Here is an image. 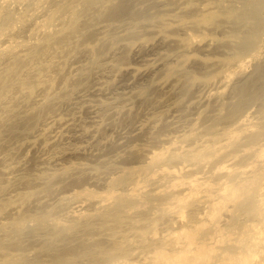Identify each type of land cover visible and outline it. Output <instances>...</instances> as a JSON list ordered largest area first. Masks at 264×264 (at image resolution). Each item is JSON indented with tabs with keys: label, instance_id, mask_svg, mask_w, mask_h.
<instances>
[{
	"label": "rangeland",
	"instance_id": "obj_1",
	"mask_svg": "<svg viewBox=\"0 0 264 264\" xmlns=\"http://www.w3.org/2000/svg\"><path fill=\"white\" fill-rule=\"evenodd\" d=\"M2 1L6 0H0L1 6L2 4H6L4 5L5 7L0 6L1 18L6 11L13 7L14 8L12 10L10 9V11L13 12L14 15L17 13L15 15L17 17V15L19 16V12H25L26 9L22 7L24 3L28 4L27 1H29V3L31 1L32 3V0H25L24 3L19 1L18 5V2L15 3L12 0L14 2V4L12 2V7L9 6V4L11 5V1L10 3H8L9 0L4 3ZM48 1L50 0H44L45 3ZM59 1L57 0L56 2L60 3L62 0ZM73 1L77 0H63L61 3L68 2V4H70ZM114 1L116 3L118 0ZM249 1L250 0H132L135 10L145 11V18L97 19L89 24L91 25L90 27H85L81 29L80 32L76 33L73 38H71L70 43L67 41L58 43L54 48L47 49L40 57L29 60L26 55L29 50H31L30 47L33 46L29 41L32 42V38L35 37L36 41H39L40 38L44 36L40 31H36L32 35V31L34 32L35 29L33 28H36V25L40 22V16L42 19V17L44 18L45 15H47L48 8L46 7L49 5L46 3V7L41 6V9L46 8L43 10L46 14L45 12L43 13L41 9L39 10L41 13L37 11L38 14L33 11L36 17L40 13L39 19L38 17H35V19L31 18L35 23L31 21V19L29 20L33 22L31 23L32 25H29V20H26V22L22 24L18 23L19 25H17L20 26L21 24V27L16 26L17 28L14 27V29L8 30L9 32H5L3 34L4 36L2 35V37H0L1 48L11 43L19 42V40L20 42L26 41L24 43L29 42V49L17 48L14 50L13 54L20 55L21 59L26 61L22 65L20 76L22 78H30L28 82L32 86L39 84L37 83V79L34 78L36 75L31 77L37 68H44V65L48 64L49 61L57 63L58 67H62V70L53 68H47L46 70V68H44V73L42 75H37L44 83L38 86L39 91L35 93L33 97V105H28V98L25 91L17 87L0 98V107L8 106L14 108L16 111L20 110L18 114L20 118L26 117L34 110L44 106L43 104L48 101V98L54 99L52 101L53 108L49 113L50 115L42 116L29 131L20 130L13 138L10 137L9 133H4L3 139L0 142V190L4 191V189H6L4 194L0 193V197L1 199L11 197L12 200H15L14 207L0 211V225L4 224L6 227H12L14 222H18L22 219V221L24 220L25 227L18 235H15L13 240L27 234V236L23 238L22 248L8 250L6 254H0V264H10L9 260L14 257V255L18 254L17 252H22L28 261H40L43 264H52L54 256L60 253L64 246L56 240L49 239V234L44 232V230H38L35 235H31V230L36 227L34 223L32 224L31 219L39 215H47L51 219L58 220L64 224H80L73 232L74 239L67 244V246L72 245V247H74L75 245L76 247H82V252L79 253L81 256L79 264H108V259L110 257H113V260H118L117 262H122L123 264H147L150 263L151 258L150 264H152L154 261V259H152L154 258V252L161 251L164 254H168L171 258L179 257L181 255L178 254L177 251L182 249L181 247H183V251L180 250V252L182 254L184 252V258H194L197 249L198 251L196 252L198 254L200 253V256L202 254L201 258L196 253V256L200 258L197 259L201 261L197 260L195 256V260L191 259V261L188 259V264H264V180L260 179L259 182L261 183H256L257 187H259L258 184H261V187L257 189L259 193L256 190L258 194L256 193L255 197L257 195L258 197L255 199L258 201L255 200V203H257L256 205L259 204V207H257L258 209L261 207L260 209L262 210H257L258 214L256 212L255 216L239 210L238 202H242L244 198L243 195H241L238 201L236 200V203L233 202L234 197L231 200L227 199L229 203L224 199V195H226L224 191L227 189V191H229L230 188L232 189L234 186L233 184H235V189L237 188L236 186L245 188L244 186L253 183L251 182L252 180L250 181L251 178H254L252 177L253 174H255L257 180V176L261 174L259 177L261 178L262 173H264V154L261 158H256V155H259L258 151L261 153L264 149V85L257 86L253 84V82L251 83L255 75L258 74L257 71H261V69L258 70L257 68L260 67L263 69L264 66V27L259 31L258 40L253 48L240 50L237 46L239 39L237 36L240 37L248 34L247 26L243 27L239 25L237 23L238 21L232 23L221 22L216 29L203 30L193 27L190 19L183 17L185 7L187 10L188 8L194 7V11L196 10L197 13H199L205 8L216 10L219 7L218 4L223 3V5L233 9L244 10L248 7ZM260 2L264 4V0H260ZM16 4L18 8H15ZM49 4L51 5L50 2ZM187 5L190 7H187ZM220 6L222 5L220 4ZM20 7H22L23 10ZM30 9L31 6L27 9V12ZM13 10H16L15 13ZM18 10L19 12H17ZM30 11L28 14H30ZM161 16L163 20L159 19ZM262 16L264 18V13ZM30 17L31 14L29 18ZM83 20L84 19L81 18L79 22ZM65 21L66 20L58 21V28L63 27ZM239 21L241 20L239 19ZM27 24L28 28L34 27L32 28L33 30L29 29L31 34L26 36V34L30 33L26 27ZM22 25L24 29L25 27L27 29L22 31L23 34L27 31L24 35L22 34L23 36L20 35V30H24ZM24 25L26 26L24 27ZM18 28L21 29L19 30ZM15 30L17 31L15 32ZM203 31H205L209 39L214 40L212 42L217 45L216 48L214 44H211V46L213 45L214 47L212 46V48H210V45L203 46L202 43L199 47L194 46L190 51L188 50L185 52V50L183 51L173 45H167L161 42L162 35H164L163 33L184 37L188 34L200 35ZM91 33L94 34L93 37L88 42H82L84 36H88L87 34ZM31 35L35 36L32 37ZM29 36H31V40ZM227 36H230V42L229 45H224L221 40H224V38L227 39ZM23 37H25L24 40L21 39ZM144 38H151V41L146 42ZM77 42H82L79 47L74 45ZM142 43H146L147 45L144 46ZM90 45L96 47L94 54L86 48L87 46L90 47ZM61 48L63 53L60 52ZM70 48H72V51L70 54L66 55L64 52ZM181 52L182 54L187 53L188 56H192L193 58H190L186 63H181ZM56 53L65 56L60 57ZM253 54L256 56L254 57ZM162 55H164V58H162ZM225 57H233L236 58L237 61H242L239 63L237 61L226 63ZM162 59L164 62L161 61ZM197 59L206 60L207 63L203 65L200 63L201 61L195 62ZM10 60H12L10 56L8 57L4 53H0V75ZM240 63L245 69L238 72L237 66ZM164 65H174L178 68L177 73L167 80L166 85H162ZM226 72L230 75H234H231L229 78L230 82L226 76L223 77V74H226ZM64 76L69 78L70 82L69 80L64 82ZM221 76L224 79L221 78ZM227 80L230 84H226ZM232 80L234 81L231 82ZM224 82L225 86H223ZM241 86H249L252 92L250 97L244 98L243 94L239 91ZM202 87L205 90H201L203 89ZM182 89L185 90V94H182ZM216 90H218V92L222 90L219 93H223H217L219 97L217 95H213L212 98L211 95L210 97L208 96L212 93L216 94ZM201 91L209 92H204V94H202ZM205 93L208 94L205 95ZM203 95L205 97L208 96L207 98L209 99L207 100ZM195 97L198 98L196 99ZM199 99H201V103ZM192 102H194L195 105L192 106ZM240 102H242L240 104V112L236 116V119L242 116L244 117L248 115V113L251 115V119L253 120H251V122L255 129L252 128V130L258 133L260 132L261 134L263 133L258 138L260 140L257 139L259 142L263 141L261 143L263 147H260L261 144H259V142L256 143L257 141L253 140L252 143L250 136L244 137L245 134H249V132H245L243 133L244 135L238 139L239 143L244 144V146L240 145L241 147H236V149L239 150H236L238 152L235 151V146L227 150L231 153H233L232 151L237 153V155L233 153L235 158L230 152L226 154L227 157L222 153L224 151L221 153L219 152V156L217 155L215 158H211L209 162L207 160L208 163H204L206 166L200 165V167L196 165L199 167L194 168V165H192L194 169L191 170H195L193 173L191 170H187L190 166H185L181 162L179 164L176 162V166H172L175 170L172 175L164 180L162 179L163 181L161 179V181H159L162 182L163 185L165 183V186L159 187L161 184L157 186H155L157 183L154 184V186L157 187L156 189H161H159L160 191L156 190V192H154L155 187L152 186L153 184H150L148 189V185H146V193L152 190L149 192L150 194H147L148 196L143 193L139 194L138 191H142L141 188L146 184L149 178L155 177L154 179H156L164 174L163 171H160V167L150 163V156L153 151L156 152L158 150L160 151L163 147H170L171 139L180 140L181 137L186 134L184 130L190 133L189 128L191 129L194 124L198 123L197 125L199 126H195L196 128L199 127L200 129H197L200 131H202V128L206 130L204 129L206 125L210 127L209 124L212 121L214 122L219 112H222L220 114L229 113ZM212 110L215 113L218 111V115L213 114L214 112ZM200 111L202 112L201 114L205 113L206 116H202L199 113ZM14 119L17 118L14 117ZM174 122L178 124L175 123L176 125L174 124L173 126ZM233 122L234 121H232L233 125L231 124V126L229 125L231 122L226 123L232 127L234 126ZM192 123L194 124L191 125ZM222 123L223 124L216 125L217 128L219 127V132L228 128L227 125H225L226 127L221 126L224 125V122ZM175 127H179V129L176 130ZM199 130L198 134L200 133V136L202 132H199ZM180 134H182L181 137ZM176 135L177 137H175ZM203 136H205L204 131L201 137ZM205 137L203 140H205ZM207 137L210 136L208 135ZM247 141L252 143L253 146L257 144L260 146L257 145L252 147ZM30 142H35V144L32 145ZM185 142H183V144ZM254 142L256 143L255 145ZM168 143L169 145H167ZM188 143L189 141L187 142V147H192L196 142H191V144ZM201 143L203 144V142ZM179 144L180 143H178V145ZM183 144L181 143L180 145ZM201 145L200 143H198V145L196 143L195 147L198 146L200 148ZM256 148L260 149L257 151ZM174 149L179 153V150L176 148H173V150L171 149V151L174 152ZM246 149H248V151ZM254 150L258 153L256 154ZM171 151L168 152L171 154ZM168 152L167 156H170ZM253 153L256 154V160H254L255 158L253 159ZM222 155H224L223 158H226V160L222 158L223 161L222 159L220 161V156L222 157ZM134 156H137L138 160L134 159ZM228 157H232V159L230 158L229 161H227ZM131 158H133V161ZM217 159H219L218 162L216 161ZM173 160L176 161V159ZM230 160L234 161H232V165L230 164ZM239 160H241L242 163L244 162V164ZM252 160L255 161V164L252 163ZM257 160H259V162H257ZM261 160L263 162L260 163ZM169 161L167 163L171 165ZM219 161L222 162L220 166L223 165L225 161L228 162L225 164L228 167L230 164V169H228L231 170L232 176L230 172L226 173L222 171L221 173L219 171ZM236 162L237 167L238 165L239 167L241 166L240 168L243 170L245 169L246 173L239 175L236 170H239V173L243 170H240L239 167L237 169L236 166L235 168H231L232 166L234 167ZM172 164H174V162H172ZM166 165L167 167L170 166L168 164ZM162 166L163 169L166 170L164 168L166 167L165 164ZM130 168L136 169L134 174L128 175L123 182H117L118 178L125 175L126 169ZM168 168L171 170L170 167ZM168 168L167 170H169ZM11 169L13 170L11 175H6L4 173L5 170L7 172L10 170L11 172ZM228 169L227 171H229ZM232 169H235L239 176H236L237 174L233 173L234 170L232 171ZM198 170L199 172L196 174L195 172ZM190 172L192 173L191 175H189ZM223 172L226 173L225 176ZM232 173L234 175L236 174L235 179H233L234 175ZM219 175L221 177L218 178ZM195 178L201 179L197 184L199 186H204H201L203 189L200 187V189H197V184V186L194 184L196 188L190 186L191 183L189 182ZM220 178H222V181ZM262 178L264 179V177ZM185 179L188 180L185 181ZM214 179L217 180V183L220 181L219 185H217L216 182H212L215 181ZM231 180L232 183L230 182ZM248 180L251 183H248ZM207 182L208 185H211H206L205 187L204 183L207 184ZM221 183H226L225 185L230 188H226V186ZM150 186H152V189ZM218 187L220 189L223 188L224 191H221ZM85 189L92 192L94 191L100 195H105L108 192L120 194L119 197L121 199H125L124 197L134 194V199H136L137 202L135 201L136 204L134 208L129 210V213H125L126 211H119L115 208L118 200H115L117 202H114V200L110 201L106 209L104 207L100 208V206H104L105 203L100 201V199L97 200L100 202L88 198L87 200L86 198H76L77 200L71 198V201L62 200L64 196H70L76 191ZM135 189L140 190L136 192ZM193 189L195 193L193 191L191 192ZM195 189L199 190L197 194H200L198 198H202V203L198 204V201L190 203L192 201L191 198L197 197V190L195 191ZM218 190L220 191L218 192ZM201 191L203 195L200 193ZM154 193H157L156 195L158 197L156 195V197H153ZM220 194H222L223 197ZM205 195H207V197L212 196L209 197L213 198L212 201L210 199V202H214L209 204V198H206ZM219 196H221L220 198H222V200L224 199L222 203L226 201V206H222L223 204H221L222 207H220V204H216L219 201L221 203V199H218ZM174 197L176 200H179V204ZM178 197L181 200L184 199V202ZM214 198L216 199L214 200ZM73 199L75 200L73 201ZM203 199L207 200L208 203ZM217 199L218 202H216ZM61 201H63V203H61ZM169 203L175 205L174 209L171 206V211L174 212L175 210L176 214L172 213V215H170L171 211L169 210L168 212L166 209L170 206ZM204 203L206 205H204ZM150 207L154 210H152V208L149 209ZM223 207L225 208L223 209ZM160 208H164L166 211L163 209L159 210ZM169 208L170 207H168V209ZM200 208H204L205 210H200ZM215 209L220 213L217 214L216 211H213ZM178 210L180 211L179 216H183V218H179V213H177ZM190 210L194 211V213L199 211L200 213L197 212L199 216H202L201 211H203V213H205L203 214L204 217H199L196 214V219H194L195 217L189 218L188 215ZM192 211L190 212L192 213L191 216H194ZM207 211L216 213L217 215L212 212L213 216H217V218L214 217L216 220L213 218L211 219ZM145 212H147L148 215L147 213L145 214ZM100 213L105 214V216L99 217ZM116 215L121 216L124 220L123 223L119 224L120 226H118L115 221ZM165 216H170L166 219H168V221L172 220L173 222H167ZM208 216L210 218H208ZM171 217L177 222H175L173 218L171 219ZM197 217L200 218V221L204 220L201 218L206 217L207 219L205 218V220L207 223L203 221H201L203 222L201 223L198 221ZM189 219L195 220V222L193 221L195 224L199 222L196 225L199 226L197 229L202 228L200 229L201 231L195 229L197 227L195 225L190 226L192 221ZM104 220L107 221L105 222ZM207 220L210 222L215 221L214 226L213 222L210 223ZM193 222L192 224H194ZM133 223L135 226H132ZM205 226H209V229L211 228L210 232L213 231V229L217 231V234H215V231L214 233H210H213L212 236H215L214 238H211V235H209L210 237H207V240L206 238L205 240L199 239V233L197 234L194 230L203 233V231L205 232L206 229H208V227L206 228ZM186 227H188V230L185 229ZM192 227L194 230L189 231ZM139 230L146 233L142 239H140L138 235L135 236V231ZM181 230L182 232H179ZM186 231H189V234L192 232L193 235L196 236V239L192 242L193 244L188 243L189 237L186 236V234H188ZM225 231H227V234L224 233ZM185 232L186 234L184 235ZM172 233H174V235ZM170 234L173 236L171 235V238H167H169V240L173 238L170 243H172V245L175 244L173 245L174 247L172 245H165L168 242V239L165 238ZM197 235L200 243L199 240L196 241ZM0 236H2V234ZM181 236L182 238H180ZM186 237H188V242L183 241ZM126 238H128L129 242L132 244H129L130 248L128 253L130 254L114 258V256L117 255L116 250L113 249L114 244L116 242H123ZM156 239L159 241L158 243H155ZM162 240L166 242L164 243ZM202 240H204L203 243H201ZM205 241L206 243L204 244ZM182 242L186 245L182 244ZM186 242L193 246L194 244L196 245L192 247ZM137 244L140 246L139 249H141V251L137 249L138 247L134 250ZM142 247L144 251H142ZM188 247L190 251L191 249H196L191 253L189 250L185 249ZM40 249H42V251H40ZM184 249L187 251H184ZM233 250L234 254H232ZM103 251L112 253L108 259L103 260L104 263L97 262L92 258L94 254H101ZM132 251L134 252L133 255ZM172 251L176 252L174 254L175 256L172 255ZM220 251H223V254L226 253V255L223 256L221 254L224 259H227L226 257L232 254L229 256L231 259L224 260L221 258L219 253L222 252ZM235 253L238 254L235 255ZM176 254H178V256ZM211 254L213 256L219 254V256H217L219 259L217 257H214L215 259L212 258V256H209ZM183 255L181 257H183ZM188 255L193 256L189 257ZM65 256L73 257L69 254ZM209 257L214 260L212 261ZM203 258L206 260H203ZM208 258L210 260H208ZM3 259L7 260V262L5 261L2 263L1 260ZM196 260L199 262L197 263ZM155 262L157 263L153 264H158V262L161 263L160 260ZM167 263L165 262V264ZM161 264L164 263L162 262Z\"/></svg>",
	"mask_w": 264,
	"mask_h": 264
},
{
	"label": "bare ground",
	"instance_id": "obj_2",
	"mask_svg": "<svg viewBox=\"0 0 264 264\" xmlns=\"http://www.w3.org/2000/svg\"><path fill=\"white\" fill-rule=\"evenodd\" d=\"M10 1H11V5L9 4V6H12L13 7V5H12V2L14 1L15 3L16 2H18V5H19V1L20 2H25V0H9V2H8V0H6V1H2L3 3L4 2H8V3H10ZM57 0H50V1H48V2H46V3H48L47 5H49L48 7H46L47 5H46V3L44 2V0H32V3H31V1H30V3H29V1H27L28 2V4H30L29 6H27L28 4L27 3H24V6H22V7H24V9H26L25 10V12H19V10L17 11V12H19V16L17 15V17L15 16L17 13H15V11H14V13H15V15L13 14V12H11L10 11V7L9 6H7L8 8H10L8 11H6L5 12V14H4V16L1 18V15H0V18H1V20H0V37H2V35L5 33V32H9L8 30H12V29H14V27H21V24L22 23H25L26 22V20H29V19H35V17H36V15H35V13L34 12H36V14H38V12L37 11H39L40 9H41V6H44V7H46V8H48V10H47V15H45V17L43 18L42 17V19H41V16H40V22L36 25V28H33V29H35L34 30V32L32 31V35H33V33H35L36 31H40V32H42L43 34H44V36H43V38H40V40L39 41H36V37L35 38H32V42L31 41H29L30 43H32L33 44V46H31L30 47V49L31 50H29V52L27 53V57L29 58V60L30 59H36V58H38V57H40L45 51H47V49H51V48H54V46H56L58 43H61V42H64V41H67V42H69L70 43V41H71V38H73V36L76 34V33H78V32H80L81 31V29H83V28H87V27H90L91 25H89L90 23H92L93 21H95V20H97V19H103V20H113V19H117V18H131V19H137V18H145L146 17V13H145V11H139V10H135L134 9V6H133V3H132V0H118V1H116V3H115V1L114 0H77V1H73L72 3H70V4H68V2H63V3H61L59 0V2L60 3H58V2H56ZM67 1V0H66ZM70 1V0H69ZM14 2H13V4H14ZM49 2L51 3V5L49 4ZM192 2V1H191ZM6 4V3H5ZM4 4V5H5ZM43 4H45V5H43ZM190 4V3H189ZM220 4L222 5V6H220ZM3 4H2V6L1 7H5ZM23 5V4H22ZM25 5H26V8H25ZM192 5V4H191ZM219 5V7L216 9V10H209V9H203L201 12H199V13H197V11L195 12L194 11V9L193 8H188V10H187V8L185 7V10L183 11V17L184 18H189L190 19V22H191V25L193 26V27H196V28H199V29H216V28H218L219 27V24L221 23V22H228V23H232V22H237L239 25H242L243 27H248L247 28V33L248 34H246V35H244V36H237V38H239L238 39V49H240V50H246V49H249V48H253L254 46H255V43H256V41L258 40V37H259V31L260 30H262V27H264V18H263V16H262V14L264 13V4L263 3H261L260 2V0H250L249 1V4H248V7L247 8H245L244 10H236V9H233V8H231V7H229V6H225V5H223V3H219L218 4ZM17 6V4L15 5V8H18V7H16ZM20 6H21V4H20ZM30 6H31V9L30 10H32V11H30V14H31V17L29 18V16H30V14H28V12H27V9H29L30 8ZM189 5H187V7H188ZM194 6V5H193ZM224 6V7H223ZM22 7H20V8H22ZM27 7H29V8H27ZM190 7V6H189ZM7 8V9H8ZM14 8V7H13ZM12 8V9H13ZM43 8V7H42ZM46 8H43V9H41V11L43 12V10H45ZM11 9V10H12ZM6 10V9H5ZM21 10V9H20ZM22 10H23V8H22ZM34 11V12H33ZM41 11H39L40 13H41ZM45 12V11H44ZM43 12V13H44ZM20 13H21V15H20ZM23 13V14H22ZM40 13H39V15H40ZM1 14V13H0ZM45 14H46V12H45ZM33 15H35V16H33ZM39 15L37 16L38 17V19H39ZM36 17V18H37ZM84 19L83 21H80L79 22V20L80 19ZM31 19V21H34V20H32ZM159 19L160 20H163V17L161 16V17H159ZM182 19V18H181ZM239 19L241 20V21H239ZM64 21V20H66L65 21V25L63 26V27H61V28H58V26H57V23H58V21ZM30 20L28 21L30 24L29 25H32L31 23H33V22H31ZM36 21H37V19H36ZM18 23H21L20 24V26H18L19 24ZM34 23H35V21H34ZM18 24V25H17ZM26 25H24V27H25ZM16 27V28H17ZM27 29H28V31H30L29 29H32V28H28V24H27ZM26 27H25V29H26ZM15 28V29H16ZM22 28H23V25H22ZM19 29V28H18ZM21 29V28H20ZM19 29V30H20ZM24 29V28H23ZM25 29L24 30H20L21 32V34L20 35H22L23 33H22V31H25ZM26 29V30H27ZM32 29V30H33ZM18 30V31H19ZM14 31V30H13ZM17 30H15V32H16ZM12 32V31H11ZM18 33V32H17ZM25 33H27V31L25 32ZM24 33V34H25ZM23 34V35H24ZM31 34V31H30V33L29 34H26V36L27 35H30ZM37 34V33H36ZM35 34V35H36ZM164 35H162V40H161V42L162 43H165V44H167V45H173V46H175L176 48H178V49H182L183 51L185 50V52H187L188 50L190 51L194 46L196 47H199L202 43V45L203 46H208V45H210L211 46V44H214L212 41H214L213 39H209L207 36V34H205V31H203V33L202 34H200V35H194V34H188V35H186V36H174V35H170V34H166V33H163ZM22 35V36H23ZM31 35V36H32ZM34 35V36H35ZM88 36H84V40L82 41V42H88L92 37H93V33H91V34H87ZM4 36V35H3ZM25 36V37H26ZM31 36H29L30 38V40H31ZM34 36H32V37H34ZM57 36H59V37H57ZM224 36H226V35H224ZM25 37H23V38H21L22 40H24V38ZM145 39V41L146 42H148V41H151V38H144ZM27 40V39H26ZM230 40V36H227V39H225L224 38V40H221L222 41V43L224 44V45H229V41ZM28 41V40H27ZM216 41V40H215ZM24 42H26V41H22V42H20V40H19V42L17 41V42H14V43H11V44H9V45H7V46H4V47H0V53L2 54V53H4L5 55H7L8 57L10 56L11 57V59L12 60H10L9 61V63L5 66V68H4V71L1 73V75H0V98H2L4 95H6L9 91H11L12 89H14V88H21L22 90H24L25 91V94H26V96H27V98H28V105L29 106H31V105H33L34 104V99H33V97L35 96V93H37L38 91H39V88H38V86H40V85H42L44 82H43V80L39 77V76H37V75H42L43 73H44V68H46V70H47V68H53V69H56V70H62V67H58V64L57 63H55V62H51V61H49V63L48 64H45L44 66V68H41V67H39V68H37L36 70H35V72L31 75V77L33 76V75H36L34 78L35 79H37V83H39L38 85H36V86H32L28 81L30 80V78H28L27 79V77L26 78H22L20 75H21V68H22V65L24 64V62H26L25 60H23V59H21V57H20V55H16V54H13V52H14V50L15 49H17V48H22V49H29V47H28V44H29V42L28 43H24ZM81 42V43H82ZM81 43H76V44H74V45H76L77 47H79V45L81 44ZM142 45H144V46H146L147 44L146 43H142ZM166 45V46H167ZM213 46V45H212ZM212 46L210 47V48H212ZM214 46H215V48L217 47V45H215L214 44ZM213 46V47H214ZM86 48H88L90 51H92V53L94 54L95 53V51H96V47L95 46H91L90 45V47L89 46H87ZM72 51V48H70V49H67L64 53L67 55V54H70V52ZM179 51H181V50H179ZM60 52H62L63 53V51H62V48H61V50H60ZM177 52V51H176ZM57 54V53H56ZM180 54H182V52L180 53ZM254 54H255V52H254ZM254 54H253V56H254ZM58 56H60V57H62V56H65V55H61V54H57ZM252 55V54H251ZM163 57L162 58H164V55H162ZM166 56V55H165ZM256 56V55H255ZM254 56V57H255ZM166 58V57H165ZM190 58H193L192 56H188V54L187 53H185V54H182V61H181V63H186V62H188L189 60H190ZM161 59V58H160ZM166 60H167V58H166ZM223 60H224V58H223ZM225 62L226 63H231V62H234V61H237V59L236 58H233V57H225ZM161 61H163V59L161 60ZM197 61H201L200 63H202L203 65H205V63H207V61L206 60H203V59H197L195 62H197ZM242 61V60H241ZM241 61H237L238 63L239 62H241ZM164 62V61H163ZM162 62V63H163ZM244 62V61H243ZM166 64V63H165ZM237 64V63H236ZM164 71H163V73H162V75H163V78H162V85H166V82H167V80L169 79V78H171V77H173L176 73H177V71H178V68H177V66H174V65H164ZM262 67V66H261ZM242 69H245V68H243V65H241V63L237 66V71L239 72V71H242ZM258 70L259 69H261V71L259 72V71H257L258 72V74L257 75H255V77L252 79V81H251V83L253 82V84H255V85H257V86H263L264 85V66H263V69L262 68H260V67H258L257 68ZM231 71V70H230ZM233 71V70H232ZM236 71V70H235ZM228 72V71H227ZM226 72V74H221L223 77H225L226 76V78H230L231 77V75H233V74H228ZM222 73H224V72H222ZM234 73V72H233ZM234 74H237V73H234ZM221 76V78H223ZM234 76V75H233ZM232 76V77H233ZM220 77V76H219ZM224 79V78H223ZM69 80V82H70V79L69 78H67L66 76H64V78H63V81L64 82H66V81H68ZM205 81V80H204ZM220 81H223V80H220ZM234 80H232L231 82H233ZM206 82H208V81H206ZM229 82H230V79H229ZM228 82V80H227V82H226V84L227 83H229ZM209 83V82H208ZM223 83V82H222ZM203 84H205V83H203ZM230 84V83H229ZM232 84V83H231ZM207 85V84H206ZM223 86H225V82H224V84H223ZM227 86V85H226ZM203 88V87H202ZM207 89V88H206ZM201 90H205L204 88L203 89H201ZM219 90V89H218ZM218 90H216L215 92H216V94L215 93H212V94H209L208 96L210 97V95H211V98H212V96L213 95H217V93H219L220 91H222V90H220L219 92H218ZM209 91H212V90H209ZM209 91H204V92H209ZM239 91L243 94V96H244V98L246 97H250L251 96V94H252V92L250 91V89H249V86H241L240 88H239ZM202 92V91H201ZM204 92H202V94H204ZM213 92V91H212ZM211 93V92H210ZM221 93H223V92H221ZM221 93H219V94H221ZM182 94H185V90L184 89H182ZM206 94H208V93H205V95ZM200 95H201V93H200ZM198 96V95H197ZM204 96V95H203ZM202 96V97H203ZM207 96V97H208ZM218 96V95H217ZM199 97V96H198ZM198 97H195L196 99L198 98ZM207 97H205L204 96V98H206L207 100L209 99V98H207ZM219 97V96H218ZM48 98V97H47ZM202 99V98H201ZM201 99H199V101L201 100ZM2 100V99H1ZM54 99H49L48 98V101H46L43 105L44 106H42L41 108H39V109H37V110H34L32 113H30V114H28L26 117H22V118H20V117H18V114H19V112H20V110H18V111H16V110H14V108H12V107H8V106H4V107H0V142H1V140L3 139V134L4 133H9V135H10V137L11 138H13V137H15L16 136V134L20 131V130H22V131H29L37 122H38V120L42 117V116H44V115H50L49 113L52 111V108H53V104H52V101H53ZM202 101H204V100H202ZM193 104H192V106L193 105H195L194 104V102H192ZM200 103H201V101H200ZM242 102H240L238 105H236L235 106V108L231 111V112H229V113H226V114H220V113H222V112H219V115L217 114L218 113V111L215 113L213 110V114H217L218 116H216V119H214V122L212 121L210 124L211 125H213V126H211L210 124H209V126L210 127H208L207 125H206V127L204 128V129H206V130H203V128H202V126H201V130L202 131H200L199 129V127H197V128H199V129H197L196 128V126H199V125H197V124H194V123H192L191 125H193V127H191V129L189 128V130H190V133H188L186 130H184V132L186 133L185 135H183L182 137H181V135L182 134H184V133H182V134H180V137H181V139L179 140V139H174V140H170L171 141V145H169V143L167 144V145H169L170 147H163V148H161L160 149V151L158 150V151H156V152H154L153 151V153L151 154V156H150V163L151 164H153V165H157L158 167H160V171H163L164 172V174H162L159 178H156V179H154V178H149L147 181H146V184L141 188L142 189V191L140 192V191H138L139 192V194H144V195H147V194H150L149 192L150 191H152V190H150L148 193H146L147 191H146V185H148V187H147V189L149 188V185L150 184H153L152 186H154V184L155 183H157V184H155V186H157V185H160L161 184V186H159V187H163V186H165V183H164V185L162 184V182H159V181H161L162 179L164 180V179H166L167 177H169V176H171L172 175V173L175 171L173 168H172V166L173 167H175L176 165H175V163L176 162H178V164L181 162V163H183L185 166H190L189 167V169H187V170H191V169H194V168H196V167H199L200 165L202 166H206V164H204V163H206L207 162V160H208V162H209V160H211V158H215L218 154H219V152L221 153L222 151H224V152H222V153H224V155H226L227 153H229L227 150H228V148H231V147H234L235 146V151L236 150H238V149H236V147H241L240 145H243L244 146V144H240L239 143V138L241 137V136H243L244 134L243 133H245V132H249V134L248 135H244V137L245 136H250V139L252 140V143H253V140L254 141H257V139L259 138V136L260 135H262L260 132L258 133V132H254V125L252 124V122H251V115L248 113V115H245L244 117L242 116L241 118H238V119H236V116L238 115V113L240 112V104H241ZM198 105H200L199 103H197ZM196 104V105H197ZM190 105H191V103H190ZM195 107V106H194ZM202 111V110H201ZM199 112L200 114L202 113V112ZM205 111V110H204ZM216 111V110H215ZM198 113V114H199ZM204 113V112H203ZM199 114V115H200ZM202 116L203 115H205V113L204 114H201ZM215 115H213V116H215ZM206 116V115H205ZM204 116V117H205ZM210 116V115H209ZM14 117H16L17 119H14ZM211 117V116H210ZM214 118V117H213ZM198 119V118H197ZM199 119H200V117H199ZM234 119V120H233ZM236 119V120H235ZM234 121L233 123H234V126H232V127H230L231 126V124H232V121ZM253 121V120H252ZM222 122H224V125H221V126H225V125H227V123L226 122H231V123H229V125H227L228 126V128L226 129H224V130H221V132H219L220 130H218V128L216 127V125H218V124H223ZM176 122H174L173 123V126H174V124H175ZM196 123V122H195ZM213 123V124H212ZM226 123V124H225ZM176 124H178V123H176ZM175 124V125H176ZM196 125V126H195ZM233 125V124H232ZM204 127V126H203ZM226 127V126H225ZM230 127V128H229ZM20 128H22V129H20ZM176 128V130L177 129H179V127H175ZM215 128H217V129H215ZM220 128H222V127H220ZM252 128L254 129V130H252ZM188 130V129H187ZM188 130V131H189ZM197 130V131H196ZM198 130H199V132H202L201 133V135H203V131H204V135L207 137L208 135L210 136V137H205V136H203V137H201V135L199 136V134H198ZM217 130V131H216ZM21 131V132H22ZM179 136V135H178ZM175 137H177V135L175 136ZM180 137H178V138H180ZM204 137H205V140H203L204 139ZM243 137V138H244ZM254 138V139H253ZM245 139V138H244ZM249 139V138H248ZM262 139V138H261ZM176 140V141H175ZM199 140H200V142H199ZM251 140H250V142H251ZM258 140H260V139H258ZM34 141V140H33ZM186 141V142H185ZM189 141V143L188 144H191V142H193V143H197V145H198V143H200V145L202 144L201 142H203V144L201 145V147L199 148L198 146L197 147H195V144L193 145V143H192V145L194 146H192V147H190L189 145V147H187V142ZM198 141V142H197ZM264 141V140H263ZM262 141V142H263ZM183 142H185L184 144H183ZM248 143H250L249 141H247ZM259 141H257L256 143H258ZM262 142H259V144H261ZM32 145H34L35 144V142H30ZM178 143H182L183 145H178ZM239 143V144H238ZM247 143V144H248ZM252 143H250L251 145H252V147H255V146H257V145H259V144H257V145H255L256 143L254 142V145L255 146H253V144ZM264 143V142H263ZM250 144H248V145H250ZM167 145H165V146H167ZM184 145H186V146H184ZM246 145V144H245ZM247 145V146H248ZM264 145V144H263ZM263 145L261 144V146L260 147H263ZM258 146V147H259ZM173 150V148H176V149H178L179 150V153L174 149V152L173 151H171V149ZM233 149V150H234ZM243 149H245V148H243ZM260 149V148H259ZM259 149H257L256 148V150L258 151ZM240 150H241V148H240ZM247 151H248V149H246ZM256 150H254V151H256ZM261 150H262V148H261ZM168 151H171V154H170V152H168ZM176 151V152H175ZM227 151V152H226ZM232 151V150H231ZM239 151V150H238ZM238 151H236V152H238ZM256 151V154L258 153L259 155H256V154H254V157H253V159L255 158V155L257 156L256 158L258 159V158H261L262 156H263V154H264V149L261 151V153H260V151H258L257 152ZM167 152L169 153V155L170 156H167L168 154H167ZM226 152V153H225ZM233 153H235L234 151H232ZM241 152L243 153V151L241 150ZM231 153V152H230ZM233 153H231L232 155H233ZM240 153V152H239ZM236 155H237V153H235ZM224 155H222V157L220 156V161H221V159L224 157ZM252 155V154H251ZM250 155V156H251ZM219 156V155H218ZM229 156H230V154H229ZM260 156V157H259ZM226 157H227V155H226ZM233 157H234V155H233ZM252 157V156H251ZM231 159H232V157H230ZM229 157H228V159H227V161H229V159H230ZM235 158V157H234ZM256 158L254 159V160H256ZM134 159H136V160H138V157L137 156H134ZM173 159H176V161L175 160H173ZM224 159V158H223ZM223 159H222V161H223ZM250 159V158H249ZM131 160L133 161V158H131ZM171 163V165L169 164V163H167L168 161ZM172 160V161H171ZM218 160L219 159H217L216 161L218 162ZM224 160H226V158L224 159ZM242 160V159H241ZM241 160H239L240 162H241ZM219 161V162H220ZM227 161H225V163L223 164V165H221L220 166V164H222V162H220V163H218V166H220V167H218V168H220V172L222 173V171H224V172H230V175H231V170H229L230 168V164L232 165V163L234 162L233 160V162L231 161V163L229 164V167L227 166V165H225L226 163H228ZM251 161V160H250ZM253 161V160H252ZM264 161V160H263ZM262 160L260 161V163L261 162H263ZM166 162V163H165ZM172 162H174V164H172ZM187 163V164H185V163ZM207 162V163H208ZM217 162H215V163H217ZM255 161H253L252 163L253 164H255L254 163ZM257 162H259V160H257ZM242 163V162H241ZM247 163V162H246ZM251 163V164H252ZM163 164H165V166L167 167V165L166 164H168V165H170V166H168V167H170L171 168V170L169 169V170H167V168L166 167H164L166 170H164L163 169ZM177 164V163H176ZM235 164V163H234ZM233 164V165H234ZM242 164H244V162L242 163ZM250 164V165H251ZM192 165H194V168L192 167ZM196 165H199V166H196ZM162 166V167H161ZM182 166V165H181ZM184 166V167H185ZM200 166V167H201ZM235 166L237 167V162H236V164L234 165V167L232 166L231 168H235ZM247 166V165H246ZM192 167V168H191ZM238 167H239V165H238ZM238 167H237V169H238ZM241 167V166H240ZM239 167V169L240 170H243L242 168H240ZM186 168V167H185ZM188 168V167H187ZM204 168V167H203ZM229 168V169H228ZM163 169V170H162ZM172 169H173V171H172ZM184 169V168H183ZM202 169V168H201ZM227 169L229 170V171H227ZM6 170H8V169H6ZM5 170V174L6 175H11L12 174V172H13V170L11 169V172H10V170H9V172H7ZM135 168H130V169H126V171H125V175H122L120 178H118V180H117V182H123V181H125L126 180V177L128 176V175H130V174H134V172H135ZM234 170V171H233ZM245 170V169H244ZM241 171L240 173L238 172L239 170H236L237 171V173L240 175V174H244V173H246V170L245 171ZM192 171V170H191ZM195 171V170H194ZM194 171H192V173L194 172ZM232 171H233V173H236V171H235V169H232ZM197 172H199V170L198 171H196L195 173L197 174ZM223 172V173H224ZM160 173H162V172H160ZM191 172H190V174L189 175H191L192 174ZM195 173H194V175H195ZM226 173H224V176L226 175ZM232 173V174H233ZM236 173V174H237ZM252 173H253V171H252ZM254 173H255V171H254ZM235 174V175H236ZM236 175V176H239V175ZM188 175V176H189ZM221 175H223V174H221ZM229 175V174H228ZM227 175V176H228ZM234 175V174H233ZM234 175V177H233V179H235V176ZM261 175V174H260ZM260 175L259 176H257V180H256V178H255V174H253V176L252 177H254L253 179L251 178L250 179V181L251 182H253V183H251L249 180V182L248 183H251L250 185H247V186H244L245 188H241L240 186L238 187V186H236L237 188L235 189L234 188V186H235V184H233L234 186L232 187V189L230 188V187H228V186H226L225 184L226 183H221V184H224L225 186H226V188L228 187V188H230V190L229 191H224L223 190V188H219L218 187V189H220L221 191H224V192H226V195H224V199L225 200H227V199H229V200H231L233 197H234V199H233V202L234 203H236L237 201H238V199H240V197H241V195H243V200H242V202L240 203V202H238L239 204H238V208H239V210H241L242 212H248L249 214H253L254 216L256 215V212H257V210H259L258 209V205H256L257 203H255L256 201H258L257 199H255L256 197H258V195L255 197V194L258 192V188H260L261 186V184H258L259 185V187H257V184L256 183H258L259 181H260V179L261 180H264L262 177H264V173H262V176H261V178H259L260 177ZM196 176V175H195ZM232 176V175H231ZM151 177H153V176H151ZM194 177V176H193ZM197 178H198V176H196ZM219 177H221L220 175L218 176V178ZM229 177V176H228ZM249 177V176H248ZM39 178H42V177H39ZM201 178V177H200ZM199 178V179H200ZM224 178V177H223ZM161 179V180H160ZM189 179V178H188ZM188 179H185V181H187ZM192 179V178H191ZM190 179V180H191ZM199 179H193V180H191V182H189V183H191L190 184V186H192V187H195V185L198 183V181H201V179L199 180ZM221 179V181H222V178H220ZM255 179V180H254ZM162 180V181H163ZM215 180V179H214ZM182 181V180H181ZM217 180H215V181H212V182H216ZM225 181H226V179H225ZM159 182V183H158ZM231 183H232V180L230 181ZM179 183H180V181H179ZM187 183V182H186ZM189 183H188V185H189ZM203 183V182H202ZM201 183V184H202ZM217 183V182H216ZM219 183H220V181L217 183V185H219ZM228 183V182H227ZM233 183H235V182H233ZM259 183H261V182H259ZM262 183H263V181H262ZM181 184H182V182H181ZM183 184H184V182H183ZM193 184V185H192ZM195 184V185H194ZM199 184H200V182H199ZM205 184V187H206V185H208V182H207V184L206 183H204ZM203 184V185H204ZM256 185V186H254V185ZM198 185V184H197ZM196 185V186H197ZM209 185H211V184H209ZM208 185V186H209ZM216 185V186H217ZM252 185H253V187H252ZM152 186H150V188L152 187ZM154 186V187H155ZM201 186L202 185H198V188L197 189H200L201 188ZM212 186H214V185H212ZM158 187V188H159ZM200 187V188H199ZM202 187H204V186H202ZM157 187H155V191L154 192H156V190L158 191L159 189H156ZM196 188V187H195ZM208 188V187H207ZM225 188V189H226ZM234 188V189H233ZM152 189V188H151ZM154 189V188H153ZM197 189H195V191L197 190ZM201 189H203V188H201ZM262 189V188H261ZM5 190L6 189H4V191H2V190H0V193L1 194H4L5 193ZM137 190H140V189H135V191L137 192ZM161 190V189H160ZM159 190V191H160ZM220 190H218V192L220 191ZM256 190H257V192H256ZM260 190V189H259ZM194 192V189L193 190H191V192ZM203 191V190H202ZM200 192L201 194L204 192ZM261 191V190H260ZM74 192V191H73ZM214 192V191H213ZM228 192V193H227ZM158 193V192H157ZM157 193H154V195H153V197H156L157 195ZM195 193V192H194ZM197 193H199V190H197V192H196V194ZM221 193H223V192H221ZM259 193V192H258ZM257 193V194H258ZM156 195V196H155ZM200 194H197V197H193V198H191V202L190 203H192L193 201H198V204L199 203H202V201H201V199L202 198H198V196H199ZM203 195V194H202ZM211 195V194H210ZM220 195H222V194H220ZM260 195V194H259ZM11 196V195H10ZM120 194L118 195V194H113V193H111V192H108V193H106L105 195H100V194H98V193H95L94 191L92 192V191H90V190H87V189H85V190H80V191H76V192H74L72 195H68V196H64L63 198H62V200H72L71 198H82V199H85L86 198V200H87V198L88 199H93V200H95V201H97L98 199H100V201H103V202H105L104 203V206H100V208L101 207H104L105 209H106V207L108 206V204H109V202L110 201H113L114 200V202H117V201H115V200H118V202H117V204L115 205V208L117 209V210H119V211H126L125 213H129V210H131L132 208H134V205L136 204L135 203V201L137 202V200L136 199H134V194H132V196H126V197H124L125 199H121L120 197ZM148 196V195H147ZM175 196V195H174ZM206 196V198H209V197H212V196H209V197H207V195H205ZM151 197V196H150ZM158 197V196H157ZM160 197V196H159ZM175 197H177V196H175ZM174 197V198H175ZM201 197V196H200ZM221 196H219L218 197V199L220 198ZM222 197H223V195H222ZM179 198V197H178ZM204 198V197H203ZM75 199H73V201L75 200ZM76 199V200H77ZM120 199V200H119ZM159 199H161V198H159ZM180 199V198H179ZM194 199V200H193ZM199 199H200V202H199ZM210 199H211V201H212V199L213 198H209V202H210ZM216 198H214V200H215ZM218 199L216 200V202H218ZM221 199V203H220V201L218 202V203H216V204H220V207H222V206H226V201L225 202H223L222 203V201L224 200H222V198H220ZM174 200V199H173ZM172 200V201H173ZM175 200H176V198H175ZM181 200V199H180ZM184 200V199H183ZM183 200H181L182 202H184ZM204 201H206V203H208V201L207 200H205V199H203ZM235 200V201H234ZM237 200V201H236ZM256 200V201H255ZM100 201H97V202H100ZM176 201H178L177 203L179 204V200H176ZM67 202V201H66ZM134 202V203H133ZM182 202H180V203H182ZM214 202V201H213ZM213 202H210L209 204H211V203H213ZM227 202L229 203V201L227 200ZM61 203H63V201H61ZM102 203V202H101ZM101 203H100V205H101ZM171 203H173V202H171ZM226 203V204H225ZM14 204H15V200H12V198L10 197V198H6V199H1V197H0V211H3V210H5L6 208H12V207H14ZM170 204V203H169ZM221 204H223L222 206H221ZM103 205V204H102ZM167 205V204H166ZM189 205H191V204H189ZM204 205H206L205 203H204ZM218 205H217V209H218ZM152 206V205H151ZM155 206V205H154ZM153 206V207H154ZM171 206L173 207V209H174V207H175V205L174 204H170V206H168V207H170L169 209H168V207L166 208L167 210H168V212H169V210L171 211L172 209H171ZM177 206V205H176ZM211 206H213V205H211ZM258 206V207H257ZM156 207V206H155ZM155 207H154V209H155ZM161 207V206H160ZM219 207V208H220ZM152 207H150L149 209H151ZM158 208V207H157ZM202 208V207H201ZM200 208V210H203V209H201ZM225 207H223V209H224ZM99 209V208H98ZM128 209V210H127ZM153 208H152V210H154ZM163 210H165L164 208H162ZM161 208L159 209V210H162ZM192 210H194V209H192ZM192 210H190V212L192 211ZM205 210V209H204ZM203 210V211H204ZM220 210V209H219ZM218 210V211H219ZM221 210H222V208H221ZM220 210V211H221ZM260 210H262V209H260ZM166 211V210H165ZM203 211H201V215L202 216H199V214H197V212H199V211H195L196 213H194V211H192L194 214V216H191L192 215V213H190L189 212V218L191 217V218H193V217H195L196 216V214H197V216H199V217H204V215L203 214H205V213H203ZM213 211H216V209L215 210H213ZM212 211V212H213ZM164 212V211H163ZM163 212H162V215H163ZM168 212H166V213H168ZM180 211L178 210V212L177 213H179ZM207 212H209V216H211V219L213 218L214 219V217H216L217 218V216H215V215H217L218 213H220V212H217V214L216 213H214L213 212V214H215L214 216L212 215V212L211 211H207ZM206 212V213H207ZM210 212H211V214H210ZM147 212H145V214H146ZM161 213V212H160ZM172 213L173 214H176L175 213V210H174V212L173 211H171L170 212V215H172ZM200 213V212H199ZM255 213V214H254ZM141 214V213H140ZM142 214H144V213H142ZM257 214H258V212H257ZM147 215H148V213H147ZM165 215V214H164ZM180 215V213L178 214V216ZM181 215H182V213H181ZM207 215H208V213H207ZM105 216V214H103V213H100L99 214V217H104ZM206 216V215H205ZM208 216V218H210ZM213 216V217H212ZM81 217V216H80ZM167 217H170V216H167ZM166 216H165V219L167 218ZM174 217H176V216H174ZM180 217H182L183 218V216H179V218ZM207 217V216H206ZM205 217V218H206ZM129 218V217H128ZM173 217H171V219H172ZM178 218V217H177ZM176 218V219H177ZM198 218V217H197ZM205 218H201V219H204L205 220ZM216 218L214 219V220H216ZM102 219V218H101ZM194 219H196V217L194 218ZM207 219V218H206ZM210 219V220H211ZM167 220V222H173L172 220L171 221H168V219H166ZM169 220H170V218H169ZM173 220H175L174 218H173ZM190 221H194L195 222V220H191V219H189ZM204 220H201V221H203L204 223L206 222V220L204 221ZM76 222H79L78 220H75ZM105 222L107 221V220H104ZM115 221H116V223H117V225L118 226H120L119 224H121V223H123L124 222V220L122 219V217L121 216H119V215H116L115 216ZM198 221H200V218H198ZM200 221V222H201ZM207 221H209V220H207ZM31 222H32V224L34 223V225H36V227H34V229L33 230H31V235H35L36 233H37V231L38 230H44V232H46V233H48L49 234V239H53V240H56V241H58V242H60V243H62V245L64 246V248L62 249V251L60 252V253H58V254H56L55 256H54V260H53V262H52V264H79L80 263V255H79V253L80 252H82V247H76L75 245H74V247H72V245H69V246H67V244H69L73 239H74V234H73V232L80 226V224L79 223H74V224H64V223H62V222H60V221H58V220H55V219H51L49 216H47V215H39V216H37V217H34V218H32L31 219ZM175 222H177L176 220H175ZM179 222V221H178ZM192 222L190 223L191 225L190 226H192V225H195V226H197L196 224L197 223H199V222H197L196 224L194 223V224H192ZM203 222H201V223H203ZM210 222V221H209ZM208 222V223H209ZM211 222H213V226H214V223H215V221H211ZM210 222V223H211ZM207 223V222H206ZM210 223H209V226H210ZM236 223V222H235ZM39 224H40V226H39ZM238 224V223H237ZM30 225V224H29ZM186 225V224H185ZM202 225V224H201ZM212 225V224H211ZM32 226V225H31ZM132 226H135L134 225V223L132 224ZM194 226V227H195ZM209 226H207L208 227V229H209ZM24 227H25V225H24V220L22 221V219L20 220V221H16V222H14V224L12 225V227H6V225H4V224H1L0 225V233L2 234V236H0V254H3V253H7V251L8 250H17V249H19V248H22L23 247V238H24V236H27V234L26 235H23V236H19V237H17L15 240H13V238H15V235H18L23 229H24ZM39 227V228H38ZM179 227V226H178ZM183 227V226H182ZM199 226H197L195 229H197ZM206 227V226H205ZM204 227V228H205ZM206 227V228H207ZM212 227V226H211ZM188 227H186L185 229H187ZM204 228H203V230H204ZM213 228H215V227H213ZM133 229H134V227H133ZM180 229V228H179ZM184 229V230H185ZM190 229V228H189ZM200 229H202V228H200ZM200 229H197V230H199V231H201ZM208 229H206V231L204 232L203 231V233L202 232H198L197 230H194V228L192 227V229H190L189 231H192V230H194L195 232H197V234L199 235V237H198V235H197V240L196 241H198L199 239L201 240V239H204L205 240V238H206V240L208 239L207 237H210L209 235H211V238H214L215 236H212V234L214 233V229H213V231H211V232H213L212 234H210L211 232H210V230H211V228L208 230ZM216 229V228H215ZM188 230V229H187ZM208 230V231H207ZM188 231V232H189ZM177 232H178V230H177ZM179 232H182V230L181 231H179ZM187 232V231H186ZM186 232L184 233V235L186 234ZM187 232V233H188ZM195 232H194V234H195ZM217 231H215V234H217L216 233ZM145 232L144 231H142V230H139V231H135V236H137L138 235V237H140V239H142V238H144V235H146V233L144 234ZM192 233V232H191ZM190 233V234H191ZM225 234H227V231H225L224 232ZM0 234V235H1ZM173 235H174V233H172ZM172 234H170L169 236H166V238L165 239H168V242L170 243V241H172V239L171 240H169V238H167V237H170L171 238V235ZM182 234V233H181ZM189 234V233H188ZM188 234H186V236H188L189 237V239H188V241H187V238L188 237H186V239L185 240H183V241H187L188 243H192L193 242V240H195L196 239V236L195 235H193V233L189 236ZM172 235V236H173ZM175 235L177 236V234L175 233ZM176 236H174V237H176ZM178 237H179V234H178ZM184 237V236H183ZM217 237V236H216ZM153 238H155V237H153ZM180 238H182V236L180 237ZM185 238V237H184ZM199 238V239H198ZM174 239H176V238H174ZM177 240V239H176ZM200 240H199V243H200ZM204 240H202V242L201 243H203V241ZM155 241V240H154ZM163 241V240H162ZM178 241V240H177ZM195 241V242H196ZM129 242V240H128V238H126L123 242H119V243H115L114 244V246H113V249H115L116 250V254L117 255H115L114 256V258L115 257H121V256H123V255H128V254H130V253H128L129 252V244H131L130 242ZM143 242V241H142ZM158 243L159 241L156 239V241H155V243ZM164 243L166 242V241H163ZM167 242V243H168ZM186 242V243H187ZM128 243V244H127ZM132 243H133V241H132ZM151 243H153V242H151ZM165 244V245H172V243H168V244ZM187 243V244H188ZM198 243V242H197ZM206 243V241L204 242V244ZM141 244H143V243H141ZM140 244V245H141ZM182 244H184L183 242H182ZM193 244V243H192ZM192 244H188V245H191L192 247H194L196 244H194V246L192 245ZM128 245V246H127ZM132 245V244H131ZM173 245H175V244H173ZM172 245V246H173ZM177 245V244H176ZM184 245H186V244H184ZM183 245V246H184ZM200 245V244H199ZM142 246V245H141ZM203 246V245H202ZM138 247V248H137ZM139 247L140 246H138V244L136 245V247L134 248V250L137 248V249H139ZM171 247V246H170ZM174 247V246H173ZM200 247V246H199ZM144 248H145V243H144ZM143 247H142V251H144L143 249H144ZM172 248V247H171ZM175 248H176V246H175ZM182 249H180L181 251H183V247H181ZM201 248V247H200ZM174 249V248H173ZM172 249V250H173ZM177 249H178V247H177ZM176 249V250H177ZM185 249H187V250H189L190 251V249H189V247L188 248H185ZM184 249V251H187V250H185ZM194 249H196V248H194ZM194 249H191V253H192V251L194 250ZM132 250V249H131ZM180 250L179 251H177L178 252V254H180L181 256L184 254V252H183V254L180 252ZM40 251H42V249H40ZM139 251H141V249H139ZM196 251H198V249L196 250ZM195 251V255H194V252H193V255H194V258H195V256H196V252ZM235 251H237V250H235ZM137 252H138V250H137ZM220 252H222V253H219L220 254V257L221 258H223L224 259V257H222L223 255H226V253L225 254H223L224 252L223 251H220ZM233 253L232 254H234V250L232 251ZM239 252V251H238ZM18 254H16V255H14V257H12L10 260H9V263L10 264H43L42 262H40V261H34V262H31V261H28V259L22 254V252H17ZM133 251H132V255H133ZM172 255H174L176 252L174 251H172ZM218 253V252H217ZM216 253V254H217ZM66 254H69V255H72L73 257H70V256H65ZM178 254H176L177 256H178ZM198 254V253H197ZM200 254V253H199ZM198 254V255H199ZM219 254L217 255V256H219ZM221 254H222V256H221ZM231 254V255H232ZM238 254V253H237ZM236 253H235V255H237ZM93 255V254H92ZM112 255V253L111 252H102L101 254H94L93 255V259L94 260H96L97 262H102V263H104V261L103 260H105V259H108L110 256ZM193 255H188L189 257H191V256H193ZM206 255V254H205ZM231 255H229V256H231ZM234 255V256H235ZM152 256H153V253H152ZM175 256V255H174ZM181 256H179V257H169L168 256V254H164V253H162L161 251H156V252H154V258H152V259H154V261H153V263H157V262H155V261H159L160 260V262L162 263H164L165 264V262L167 263V262H169L170 264H188V259H190V258H184L185 257V255H183V257H181ZM200 256V255H199ZM199 256L197 257L196 256V259L197 258H199ZM201 256H202V254H201ZM200 256V257H201ZM209 256H212V258H214V257H217V256H213L212 254L211 255H209ZM226 257L227 259H229L230 257ZM233 256V257H234ZM207 257H208V255H207ZM113 257H110L109 259H108V264H123L122 262H117L118 260H113L112 259ZM194 258H191V259H193V260H195ZM202 258V257H201ZM204 258H206V257H204ZM203 258V260H206V259H204ZM210 259H212L211 257H209ZM208 258V260H210ZM218 259H219V257H217ZM216 258V260L218 261V259ZM220 258V259H221ZM235 258V257H234ZM237 258V257H236ZM147 259V258H146ZM187 259V260H186ZM190 259V260H191ZM200 259V258H199ZM199 259H197V260H199ZM215 259V258H214ZM214 259H212V261L214 260ZM227 259H224V260H227ZM231 259V258H230ZM229 259V260H230ZM196 260V261H197ZM7 262V260H5V259H3V260H1V262L2 263H4V262ZM192 261V260H191ZM199 261H201V260H199ZM199 261H197V263L199 262ZM222 261V260H221ZM148 262V261H147ZM190 262V261H189ZM205 262V261H204ZM208 262V261H207ZM223 262V261H222ZM150 263H151V258H150ZM150 263H147V264H150ZM152 263V264H153ZM161 263H159L158 262V264H161ZM169 263H167V264H169ZM203 264V263H202ZM206 264H208V263H206Z\"/></svg>",
	"mask_w": 264,
	"mask_h": 264
}]
</instances>
